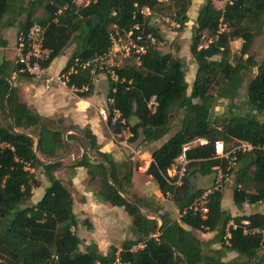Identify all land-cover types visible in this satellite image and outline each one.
<instances>
[{"label": "trees", "instance_id": "trees-1", "mask_svg": "<svg viewBox=\"0 0 264 264\" xmlns=\"http://www.w3.org/2000/svg\"><path fill=\"white\" fill-rule=\"evenodd\" d=\"M192 1L89 0L85 5L77 4L76 0H30L24 5L22 1L0 0V28L14 10L24 14L19 31L27 30L33 23L45 28L44 47L51 51L49 61L43 64L45 69L74 45L60 76L66 77L68 89L86 88L82 93L76 92L79 98L92 93L97 73L106 74L108 125L111 126L113 111H118L120 117L112 127L113 132H128L130 144L140 139L143 146L162 139L170 132V116L175 111L183 115L180 129L152 152L147 169L160 193L169 197L180 214L179 221L159 215V224L158 220L147 218L140 203L124 197V188L131 184V164H116L109 153L101 152L88 129H77L76 135L70 134L64 139L66 129L40 118L20 102L18 88L11 85L17 65L1 62L0 109L8 125L0 123V264H111L113 261L118 250L115 247L109 248L106 255L95 244L84 251L80 249L82 241L76 234L78 221L72 210L71 195L54 176L62 168L60 159L67 154L65 147L70 144L84 150L71 168L87 169L90 181L98 182L97 196L122 208L132 220L131 231L136 238L121 244L123 261L130 264H264V213L231 216L221 206L222 188L207 197L205 219L187 211L204 192L192 188L188 181L190 171L205 176L220 165L219 160L213 159L215 141L264 145V59L256 62L249 55L254 38L262 28L264 0H218L226 1L222 9L215 8L208 0L201 6L189 45L197 69L187 94L189 86L183 60L172 53L160 52L156 44L164 38L151 20L164 17L167 23L178 25L175 31L181 33L189 21L187 13ZM39 9L44 14L42 18L36 16ZM144 9L150 14L144 16ZM136 25L139 30H134ZM222 26L226 28L223 31ZM130 31L133 38L142 35L138 43L148 46L146 51L135 55L134 65L104 70L101 62L111 48V38H121ZM147 35L155 38L154 45L149 44ZM205 35L209 41L202 47ZM239 39L242 40L239 56L232 61L229 43ZM253 69L255 73L245 96H239L243 76ZM111 73L117 77L116 82L111 80ZM153 96L157 102L154 112L147 106ZM237 98L240 106L235 104ZM219 99L229 101L226 113H214ZM195 138H204L207 144L188 153L192 161L189 172L181 186L173 187L163 175L174 164L181 147ZM236 157L238 167L232 173L231 183L233 205L241 209L244 205L264 204V151L255 149L237 153ZM36 171L42 172L49 186L36 204L27 205ZM154 213L157 215L158 210ZM192 230L214 232L220 249L205 248ZM254 230L259 232L252 233ZM155 232L159 233L158 239H149ZM143 241H146L143 250L131 251L133 245ZM226 253H235L236 257L223 262L221 259Z\"/></svg>", "mask_w": 264, "mask_h": 264}, {"label": "crops", "instance_id": "crops-1", "mask_svg": "<svg viewBox=\"0 0 264 264\" xmlns=\"http://www.w3.org/2000/svg\"><path fill=\"white\" fill-rule=\"evenodd\" d=\"M13 1H22L25 5L30 0ZM194 1L195 0L192 1L190 8L194 5ZM36 16L42 18L44 16L42 10L39 9ZM196 18L197 17H195L194 20L189 18L188 21L193 28H195ZM23 19L24 14L18 13V10H16V12L15 10L14 12H10L5 17V24L0 28V43H2L0 46L5 47L6 49L4 52L0 53V63L7 61L14 65L15 54L12 48L16 43V37L20 30L19 23ZM190 27L191 26L186 25L183 32L178 33L175 31L173 33L179 35V39H184L188 30L191 33L193 28ZM161 33H165L164 30L161 31ZM162 36L163 38H167V36ZM64 52L61 56L54 59L47 68V72L52 78L48 86L44 81L31 78L19 79L17 77L15 79V86L18 88L20 102L25 104L30 111L36 113L40 118L55 122L56 127H64L62 125L63 123L66 125V132H72V135H76L75 130L77 129L90 130L95 136L101 152L109 153L116 164H121L123 162H129L131 164V184L124 188V197L129 201L140 203L142 205L141 211L149 219L158 220L157 216L165 215L167 218H171V220L179 221L180 214L175 205L168 196H163L160 193L157 184L147 174V169L150 165L148 166L147 163L144 165L145 167L140 168L138 166V160L134 156L111 140L107 125L99 115L100 110L108 111L109 104L106 98L109 83H104L107 78L103 73L94 76L93 91L86 98H79L74 94L73 90L68 89L65 84L57 80L70 57ZM184 64H186L185 78L187 72L189 73L190 78L189 81L186 79L185 81L191 88L197 66L194 65V62L188 63L183 61V65ZM103 76L105 78H103ZM60 122L61 126L59 125ZM179 129L180 123L177 127L171 126L170 132L158 141L140 147L138 146L140 139L132 143L137 144L135 147L130 143L129 144L135 150H140L147 161H152V152L166 142L167 139ZM70 145L73 149H77L76 146L72 144ZM78 150H81L82 152L79 153L77 157H75V153L72 152L70 154H65L60 159L62 168L57 171L54 176L62 182L71 195L73 203L72 210L78 221L76 234L82 241L80 246L81 251H84L90 244H95L98 251L102 255H106L109 248L115 247L120 250L121 244L124 241L134 240L136 238L131 231L132 220L122 208L116 207L110 202L97 196L99 190L98 182L97 180L90 181L87 169L83 167L71 168L74 165V162L79 160L84 153V150L81 147H78ZM90 157L91 159L94 158V156L91 155ZM214 174H216L214 168L211 174L205 176H202L199 173H194V170H191L190 175L188 176V181L194 190H204V194L207 190L213 187L215 180L213 179V181L208 182L207 178ZM225 181H228V179L224 178V182ZM34 183H36V185L33 186L32 197L28 202L29 204H36L42 198L45 189L49 186V183L45 180V176L41 171L40 176ZM229 185H231V182ZM40 187L42 189L41 193H39L37 198H34L35 188ZM229 191L230 190H227L226 192ZM224 198L225 194H223L222 203ZM167 209H171L173 214L177 213L178 217L176 218L174 215L173 218L167 216ZM155 210H158L157 215L154 213ZM158 223L160 224V220H158ZM183 227L186 230H190L187 226L183 225ZM195 236L203 243L205 248L209 250L220 249V244L215 240L214 232H200V235L195 234ZM235 257V253H226L221 260L223 262H228Z\"/></svg>", "mask_w": 264, "mask_h": 264}, {"label": "built area", "instance_id": "built-area-1", "mask_svg": "<svg viewBox=\"0 0 264 264\" xmlns=\"http://www.w3.org/2000/svg\"><path fill=\"white\" fill-rule=\"evenodd\" d=\"M89 0H76L77 4H88ZM144 16L149 15V10L144 9L142 11ZM176 28L178 25L175 26ZM134 30H139V26L136 25ZM124 37L128 40V46H121L120 38L116 39L114 37L111 38L112 45L107 54L104 56V60L111 58L115 53L120 52L121 50L128 55L130 50H134L136 55L143 54L148 46L140 45L138 42L142 40V35H137L133 38V32L130 31L124 34ZM44 39H45V28L37 23H33L27 30L19 31L16 37V43L12 48L15 54V64L17 65V70L12 75L11 85L15 87V79L18 76H28L31 79L44 81L48 86L50 80L52 79L47 69L43 67V64L49 61L51 51L44 47ZM147 39L149 40L150 45H154L156 43L155 38L151 35H147ZM5 47H0V53L5 51ZM72 72V70H71ZM62 76H59L57 80L65 84ZM111 80L116 82L117 77L114 73H111ZM66 86V85H65ZM73 90L74 94L76 92L82 93L86 91V88H82L80 90ZM77 96V95H76ZM148 109L152 112L155 111L157 102L156 97L153 96L148 102ZM99 115L102 120L106 123L109 135L111 140L117 145L123 147L127 150L132 156H134L138 160V166L140 168L145 167L144 165L148 163V166L152 161H147L140 150H135L131 147L128 142V138L130 134L128 132H123L122 134H115L113 132V126L115 122L119 119L120 114L118 111H113L112 123L111 126L108 125V116L109 113L106 110H100ZM123 123V121H122ZM127 133V134H126ZM126 134V135H125ZM207 144V141L204 138H195L187 143H185L181 147V151L174 164L166 171V174L163 175L164 180L173 187H179L183 184L184 178L189 172V165L192 162L188 153L196 148ZM261 150L264 151L263 146L254 147L249 143H240L235 145L232 149L228 150L223 141L218 140L214 142L213 145V159L219 160L220 165L214 167V171H216L217 179L213 187L207 190L201 197L195 199L190 206H188L187 211L192 212L194 215H198L200 218L205 219L207 214V197L215 191H219L222 188V182L224 181L225 175L223 171H230L237 164L236 156L237 153L249 152L252 150ZM225 165V166H223ZM258 230H254L252 233H257ZM264 234V232H263ZM159 237V233L155 232L149 236V239L157 240ZM146 247V241L138 242L132 246L131 251H141ZM121 250H117L114 254L113 261L111 264H130L122 260L120 255Z\"/></svg>", "mask_w": 264, "mask_h": 264}, {"label": "rangeland", "instance_id": "rangeland-1", "mask_svg": "<svg viewBox=\"0 0 264 264\" xmlns=\"http://www.w3.org/2000/svg\"><path fill=\"white\" fill-rule=\"evenodd\" d=\"M208 0H195L194 1V5L189 8L188 10V17L191 18L192 20H194L195 17H197L201 6L206 3ZM214 7L217 9H222L224 4L226 3V1H218V0H211ZM151 23H154L155 26L161 31L164 30L165 33H163L162 35L167 36V38H164L162 42L156 44V47H158V49L160 50L161 53H172L174 54V56L178 57L179 59H182L185 62L188 63H192V57L189 53V45H190V41H191V36L193 33V29L190 31L188 30V33H186L184 39H179V35L173 33L175 32V30L177 29L175 26H173L171 24V21L167 23L166 18L164 17H154L151 20ZM188 26H191L190 28H193V26L187 22ZM261 29L260 32L255 36L253 44H252V48L249 51V55H251L254 60L256 62H260L264 59V16L262 18L261 21ZM176 28V29H175ZM226 28L224 26H222L221 31L225 30ZM208 37L207 35L203 36L202 40H201V46L202 47H206V45L208 44ZM121 46H128V40L123 36L120 38V43ZM242 46V40H234L231 41L229 43V47H230V51H231V60L234 61V59H236L239 56V52H240V48ZM74 49V45H71L70 47H68L65 52L67 56H70L72 51ZM64 52V53H65ZM135 53L134 50H130V53L128 55H126L122 50L118 53H115L114 56H111V58L106 59L104 61H102V67L104 70H109L113 67H117V66H125V65H134L137 63V60L135 58ZM243 59H246V57L244 56ZM189 65V64H188ZM194 65H196L194 63ZM184 66H186V64H184ZM101 70V69H99ZM188 71V70H187ZM255 70L253 69V71L250 74H245V76H243V81H242V85L240 87V92H239V96H245L246 94V88L248 85L249 80L254 76ZM100 74V73H97ZM96 74V75H97ZM103 75L106 77V74L103 73ZM103 76V78H105ZM187 81L190 80L189 78V73L187 72L186 78ZM109 83L106 79L104 81V83ZM190 92V87L188 88V92L187 94H189ZM212 93L215 94L216 93V88L212 89ZM228 104L229 101L226 99H219L216 103V106L214 107V113L215 114H223L226 113L228 111ZM235 104H237V106H240V101L239 99H235ZM242 107V106H241ZM235 111H232L230 113H233ZM241 113H245L244 111H242ZM240 114V112L238 113ZM183 115L177 111H175L171 116H170V124L172 127H177V125L181 122ZM262 119V118H261ZM0 123L3 126H7L8 125V119L5 115V113L0 109ZM61 126V122L59 124ZM62 125L64 127H62V129H66V125H64L62 123ZM70 134H73L72 132H64V139L67 138ZM73 136V135H72ZM79 143V142H78ZM73 145V144H72ZM80 145V143H79ZM133 147H135L137 144H131ZM138 146H142L141 141H139ZM226 148H228V150L232 149L235 145L233 143H229L226 144L225 143ZM76 148L77 149H73L71 145L66 146L65 147V152L67 154H70L72 152H74V156L77 157L79 153H81V150H78L77 144H76ZM80 148V147H79ZM226 167V166H225ZM238 167V164H236V166L234 168H232L230 171H223L225 178L228 179V181H223L222 182V192L223 194H225V198L223 200V203H221V206L223 209H225L231 216L235 217V216H247L253 213H264V204L263 203H257L254 205H244L241 209L236 208L233 205L232 202V195H231V185H229V183H233L234 181V177L232 176V173H234V171H236ZM216 172V171H215ZM34 182L37 181V178L40 176V171H36L34 173ZM36 179V181H35ZM213 179L216 182L217 179V175H211L208 176L207 180L208 182L213 181ZM46 180V178H45ZM34 186L36 185V183H33ZM215 184V183H214ZM214 186V185H213ZM41 187L40 188H35V192H34V198H37L39 196V193H41ZM227 190H230L229 192H226ZM27 205H29V203H27ZM168 210V215L169 217L173 218L174 217H178L177 213L173 214L171 209H167ZM171 219V218H170ZM6 221V220H5ZM193 233H195L196 235H200V231H195L192 230ZM212 236V235H211ZM219 247V245H218Z\"/></svg>", "mask_w": 264, "mask_h": 264}, {"label": "water", "instance_id": "water-1", "mask_svg": "<svg viewBox=\"0 0 264 264\" xmlns=\"http://www.w3.org/2000/svg\"><path fill=\"white\" fill-rule=\"evenodd\" d=\"M182 70H184V68H182Z\"/></svg>", "mask_w": 264, "mask_h": 264}]
</instances>
